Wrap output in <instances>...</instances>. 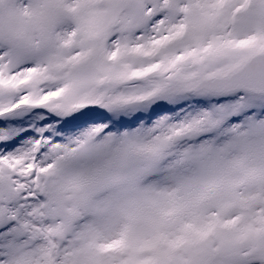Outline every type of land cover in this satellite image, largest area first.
Listing matches in <instances>:
<instances>
[{
  "label": "snow or ice",
  "instance_id": "obj_1",
  "mask_svg": "<svg viewBox=\"0 0 264 264\" xmlns=\"http://www.w3.org/2000/svg\"><path fill=\"white\" fill-rule=\"evenodd\" d=\"M0 264H264V0H0Z\"/></svg>",
  "mask_w": 264,
  "mask_h": 264
}]
</instances>
